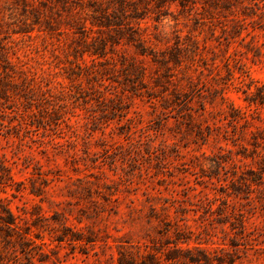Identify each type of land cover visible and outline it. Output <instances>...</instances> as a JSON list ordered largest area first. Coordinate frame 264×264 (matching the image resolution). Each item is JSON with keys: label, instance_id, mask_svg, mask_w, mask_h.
I'll use <instances>...</instances> for the list:
<instances>
[{"label": "rangeland", "instance_id": "1", "mask_svg": "<svg viewBox=\"0 0 264 264\" xmlns=\"http://www.w3.org/2000/svg\"><path fill=\"white\" fill-rule=\"evenodd\" d=\"M260 8L0 0V264H264Z\"/></svg>", "mask_w": 264, "mask_h": 264}, {"label": "clouds", "instance_id": "2", "mask_svg": "<svg viewBox=\"0 0 264 264\" xmlns=\"http://www.w3.org/2000/svg\"><path fill=\"white\" fill-rule=\"evenodd\" d=\"M260 4H261L260 11L264 12V0H260ZM240 86L243 87V85H240Z\"/></svg>", "mask_w": 264, "mask_h": 264}, {"label": "trees", "instance_id": "3", "mask_svg": "<svg viewBox=\"0 0 264 264\" xmlns=\"http://www.w3.org/2000/svg\"><path fill=\"white\" fill-rule=\"evenodd\" d=\"M0 207H1V206H0ZM3 221H5L6 223H11V222H10V218H9V216L5 217Z\"/></svg>", "mask_w": 264, "mask_h": 264}]
</instances>
